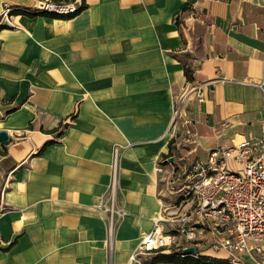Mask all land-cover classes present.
I'll list each match as a JSON object with an SVG mask.
<instances>
[{
    "label": "crops",
    "instance_id": "obj_1",
    "mask_svg": "<svg viewBox=\"0 0 264 264\" xmlns=\"http://www.w3.org/2000/svg\"><path fill=\"white\" fill-rule=\"evenodd\" d=\"M37 1L0 0V14ZM55 1L80 9L15 15L0 29V264H136L168 198L164 161L176 141L195 139L203 152L190 158L205 159L261 136L264 0ZM185 69L207 85L202 102L183 104L189 134L173 126ZM115 147L114 204L126 214L109 240L102 208Z\"/></svg>",
    "mask_w": 264,
    "mask_h": 264
},
{
    "label": "built area",
    "instance_id": "obj_2",
    "mask_svg": "<svg viewBox=\"0 0 264 264\" xmlns=\"http://www.w3.org/2000/svg\"><path fill=\"white\" fill-rule=\"evenodd\" d=\"M79 9L75 2L55 0H38L34 7L36 12L62 17L74 16ZM10 11V6H3L0 25L10 24ZM206 87V84L197 82H190L185 87L184 95L178 103H174L173 126L179 122L189 134L191 122L183 104L190 95L202 102ZM258 87L263 100L260 137L210 149L205 159L196 158L190 164L182 163L174 167L173 156L165 159V165L172 169L163 176V185H169L176 177L182 180L185 190L182 198L180 196L173 201L169 197L160 201L161 210L153 220V229L144 235L130 258L131 262L143 264L157 254L183 253L185 248L193 247L195 254L201 248L222 251L229 264H264V83H258ZM192 136L195 138L196 135ZM187 139L189 142V137ZM191 144L194 149L199 146L195 139ZM120 158V151L115 147L109 204L102 208L109 240L115 224L126 214L123 207L118 208L114 204ZM230 164L237 169H230ZM156 172L163 174V166L157 165ZM165 197L168 195L165 194Z\"/></svg>",
    "mask_w": 264,
    "mask_h": 264
},
{
    "label": "trees",
    "instance_id": "obj_3",
    "mask_svg": "<svg viewBox=\"0 0 264 264\" xmlns=\"http://www.w3.org/2000/svg\"><path fill=\"white\" fill-rule=\"evenodd\" d=\"M11 11L9 16L15 15H27V16H51L55 18H61L62 16H55L45 13H39L34 11L33 9L21 8V7H10ZM69 17V16H68ZM6 25H0L1 28H6ZM185 76L187 77V81L191 82L192 78L189 75V71L187 69L184 70ZM151 264H229L225 259H217L208 256H202L193 254L188 255L181 252H173L171 254H157L153 256L150 260Z\"/></svg>",
    "mask_w": 264,
    "mask_h": 264
},
{
    "label": "rangeland",
    "instance_id": "obj_4",
    "mask_svg": "<svg viewBox=\"0 0 264 264\" xmlns=\"http://www.w3.org/2000/svg\"><path fill=\"white\" fill-rule=\"evenodd\" d=\"M184 139L186 140V136ZM176 142H175L176 143V147H175L176 154L174 157L175 163L173 164L174 167H176L177 164L180 165L182 163L190 164L191 162H193L196 159V157L190 158L192 155L203 152V151H200L199 148L196 147V152H191V153L187 154L191 150V148L187 149L185 146L186 145L191 146V145L188 144V142H184L185 146L183 147L180 140H178ZM220 144H228V143H220ZM191 147L195 148L193 146H191ZM230 169L236 170L237 167L230 164ZM163 189H165L164 194H167L168 198L170 197L171 200H173V201L180 198L181 195L183 196V193L185 190L182 180L179 181L176 177L172 178V182L169 185H166V186L164 185ZM169 192H172V194H168ZM182 196H181V198H182Z\"/></svg>",
    "mask_w": 264,
    "mask_h": 264
},
{
    "label": "water",
    "instance_id": "obj_5",
    "mask_svg": "<svg viewBox=\"0 0 264 264\" xmlns=\"http://www.w3.org/2000/svg\"><path fill=\"white\" fill-rule=\"evenodd\" d=\"M8 141V135L4 131H0V144L6 143ZM170 163L173 162L172 159L169 160ZM184 254L193 255L195 254V249L193 247H187L183 250Z\"/></svg>",
    "mask_w": 264,
    "mask_h": 264
}]
</instances>
